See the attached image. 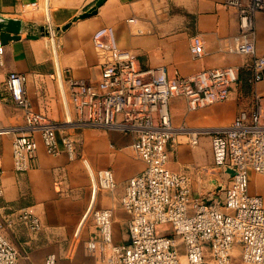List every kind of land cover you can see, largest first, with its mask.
<instances>
[{
  "label": "built area",
  "instance_id": "built-area-1",
  "mask_svg": "<svg viewBox=\"0 0 264 264\" xmlns=\"http://www.w3.org/2000/svg\"><path fill=\"white\" fill-rule=\"evenodd\" d=\"M224 5L236 9L240 28L233 42L226 39L227 49L253 53L254 14L264 11V0H224ZM47 32H55L50 20ZM93 43L100 59V77L97 83L69 79L74 117L70 115L68 122L130 133L132 152L145 168L129 177L121 197L122 206L131 214L128 239L115 242L111 207L94 208L100 237L87 241L88 252L99 264H201L208 252L218 264H232V251L239 247L245 263L264 264V196L250 190L251 173L264 174V95L255 93L258 106L241 109L228 125L194 127L187 132L194 146L202 135L209 134L214 163L229 175L223 197L206 198L193 192L187 174L169 167L168 147L176 130L170 105L178 96L185 97L191 111L226 100L239 79V67L217 66L173 76L167 75L164 66L144 70L134 53L120 45L113 25L98 27ZM191 51L197 57L204 55L200 35L192 37ZM3 64L0 39V66ZM263 78L264 55L255 59L251 80ZM26 82L27 74L17 71L6 79L8 90L25 114L26 131L12 141L13 164L19 172L30 168L40 142L49 154L60 152V123L33 108ZM6 130L0 127V133ZM61 141L73 158V138L65 134ZM89 169L93 192L117 187L112 169ZM18 221L33 231L42 227L40 217L28 207L0 215V264H16L20 258V250L5 234ZM159 225H164V230L159 231ZM56 262V254L51 253L44 264Z\"/></svg>",
  "mask_w": 264,
  "mask_h": 264
},
{
  "label": "crops",
  "instance_id": "crops-1",
  "mask_svg": "<svg viewBox=\"0 0 264 264\" xmlns=\"http://www.w3.org/2000/svg\"><path fill=\"white\" fill-rule=\"evenodd\" d=\"M33 2L36 6L31 5ZM96 2L0 0V16L7 18L19 35L3 43L4 64L0 66V127L7 129L0 133V215L28 207L42 221L38 231L20 221L5 230L6 236L20 250L16 264H44L51 253L56 254L58 264L57 254L74 252L76 242L81 251L85 246L86 252L94 256L88 252L86 243L100 237V231L93 217L84 216L92 201L93 209L112 208L115 242L128 239L131 214L122 206L121 197L129 177L140 170L132 160L109 157L106 144L109 141L113 147H129L133 136L113 128L68 122L70 115L74 117L69 79L97 83L100 77V59L93 43V33L98 27L113 25L120 45L134 53L144 70L164 66L167 75L173 76L217 66H238L239 79L232 85L229 97L222 101L225 109L215 111L211 107L216 104L213 103L194 110L207 108L196 121L210 116L223 122L216 126L228 125L241 109L258 106L255 93L264 95V78L256 82L251 80L255 59L264 55V11L254 14L255 51L246 53L227 49L226 39L231 38L233 42L240 28L236 9L226 7L224 0H105L96 14L74 20ZM131 18L134 20L130 21ZM48 20L55 27L52 35L47 32ZM69 22L71 25L63 29L62 26ZM139 29L144 32L139 33ZM194 35H200L203 40L205 53L201 57L191 51ZM12 71L27 74L26 93L33 108L60 123V152L49 154L40 142L30 160V168L21 172L14 168L12 141L16 134L26 131L25 114L6 86L7 76ZM185 107L188 113L194 112L189 110L185 97H175L170 105L171 117L172 114L182 117L180 114ZM77 133L85 139L88 152L103 156L100 160L81 158L76 149L75 156H69L61 137ZM87 160L93 166L112 169L117 182L113 191L98 189L94 198ZM253 177L254 172L250 180ZM258 190H264V185L260 184Z\"/></svg>",
  "mask_w": 264,
  "mask_h": 264
},
{
  "label": "rangeland",
  "instance_id": "rangeland-1",
  "mask_svg": "<svg viewBox=\"0 0 264 264\" xmlns=\"http://www.w3.org/2000/svg\"><path fill=\"white\" fill-rule=\"evenodd\" d=\"M43 11H45V9ZM223 103L224 102L216 103L211 105V107H213V110L215 111H223L225 109ZM205 109L207 108L188 113L185 107L184 112L180 114L182 117L177 114H172L173 124L176 130L175 139L171 141L168 147L170 155L169 167L177 173H184L190 177L192 190L195 194L211 199H221L224 194L225 186L228 183L229 175L223 167L214 163L209 134L202 135L200 143L195 146L192 145L188 139L189 135L187 132L193 129L196 125H203L206 127H209L208 125H210V127H212L213 125L216 126L223 123L210 116L207 118L202 117L200 121H196L195 118L199 115H203V111ZM68 135L73 138L75 149L79 157L82 158L83 156L89 158L91 161L96 159L100 160V158L103 157L98 152H95L93 155L91 152H88L85 139L80 135V133ZM106 149H108V152L106 153H109L108 156L111 158L115 157L117 160L119 158L132 160L137 164L140 171L145 168L143 161L134 155L130 146L127 147L124 145H115V147H113L112 143L108 141L106 144ZM112 153H115V155H112ZM93 167L94 170H97L105 166L94 165ZM256 177L260 179H256ZM261 179H264V174L254 172V177L252 180H250L251 192H262L264 195V190L256 191V188L260 186V184L264 185V181ZM89 181L92 189L90 176ZM88 217H93L92 211ZM158 230H164V225H159ZM75 246L76 248L72 253L57 254L58 264H73V262L78 264H99L94 256H91L86 252L85 246L82 251L81 248H78L77 242L75 243ZM201 264L218 263L213 255L208 252L206 254L205 261ZM232 264H247L242 258L241 249L239 247H235L232 251Z\"/></svg>",
  "mask_w": 264,
  "mask_h": 264
},
{
  "label": "water",
  "instance_id": "water-1",
  "mask_svg": "<svg viewBox=\"0 0 264 264\" xmlns=\"http://www.w3.org/2000/svg\"><path fill=\"white\" fill-rule=\"evenodd\" d=\"M105 0H97V2L95 3V5H93L92 7H90L88 10L80 13L78 16L74 17V20L80 19V18H86L89 16H92L94 14H96L98 12V7L104 2ZM15 23L19 24L18 21L14 20ZM71 25V22H69L67 25L62 26L63 29H66L68 26ZM15 31H17L16 28L14 29H8L4 26V24L2 22H0V39L1 41L4 43L9 39H15L18 38L19 35L18 33H15ZM30 36H34V35H30Z\"/></svg>",
  "mask_w": 264,
  "mask_h": 264
},
{
  "label": "bare ground",
  "instance_id": "bare-ground-1",
  "mask_svg": "<svg viewBox=\"0 0 264 264\" xmlns=\"http://www.w3.org/2000/svg\"><path fill=\"white\" fill-rule=\"evenodd\" d=\"M0 22H2L6 28H8V29H14L13 25H11V23L9 22V20H8L7 18H4V17L0 16ZM52 43H53V45H54V49H55V51L57 52V47H56V40H55V38H53V42H52ZM87 162H88V164L90 165V168H92V170L94 171V168H93L92 163H91L89 160H87ZM96 192H97V191L93 192V194H94V198H95V194H96ZM93 203H94V201H92L91 206L88 208L87 212L84 214L85 217L89 216L90 212L92 211V209H93V208H92Z\"/></svg>",
  "mask_w": 264,
  "mask_h": 264
}]
</instances>
